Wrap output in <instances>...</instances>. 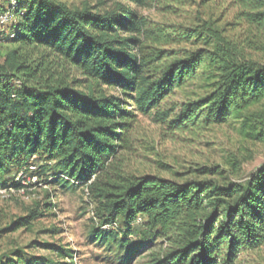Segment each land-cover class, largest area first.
<instances>
[{
	"label": "trees",
	"instance_id": "16d2710c",
	"mask_svg": "<svg viewBox=\"0 0 264 264\" xmlns=\"http://www.w3.org/2000/svg\"><path fill=\"white\" fill-rule=\"evenodd\" d=\"M6 1L0 14L11 16L10 31L1 32L0 43L42 53L26 65L12 51L0 64V189L22 190V181L33 178L82 189L99 221L87 240L117 264H131L158 242L164 249L148 264H236L264 246V165L243 182L221 183L108 172L132 121L152 114L166 121L171 112L161 111V103L196 78L207 94L185 105L174 127L232 119L246 139L264 146V63L225 46L212 30L207 39L197 36L212 50H169L191 37L153 27L133 8L147 0H98L95 8L57 0H29L21 8L17 0ZM234 1L244 9L239 18L264 44V0ZM106 2L111 6L99 9ZM255 49L264 53V45ZM67 69L88 83L84 90L70 85ZM230 166L236 177L239 167ZM37 217L30 210L12 226Z\"/></svg>",
	"mask_w": 264,
	"mask_h": 264
},
{
	"label": "rangeland",
	"instance_id": "374dc122",
	"mask_svg": "<svg viewBox=\"0 0 264 264\" xmlns=\"http://www.w3.org/2000/svg\"><path fill=\"white\" fill-rule=\"evenodd\" d=\"M17 1L24 8L29 0ZM57 1L70 8L81 7L85 2L95 8L98 3V0ZM6 3V0H0V5L5 6ZM106 6H111V3L106 2L99 9ZM133 8L153 27L178 33L183 31L191 37L188 44L174 45L168 47L169 50H212V44L208 46L203 41L198 42L197 38L200 34L207 39L206 35L212 30L221 36L225 46L237 47L247 58L264 63V53L255 49V46L264 45L263 40L245 20L239 18L244 12L239 2L147 0L144 6ZM9 31V26H0V34ZM12 51H16L26 65L36 61L42 53L31 52L11 41L0 43V64ZM65 72L71 86L81 90L86 88L88 83L77 72L72 69ZM102 90L116 95L104 88ZM206 94L204 81L196 78L174 90L161 103V111L171 112L166 121H155L153 114L137 116L127 133L125 146L109 163L108 172L112 174L118 170L124 176H156L177 183L243 182L255 173L264 165V146L246 139L238 122L231 119L222 125L204 126L203 120L199 119L194 124L174 127L173 120L182 108ZM232 164L239 167L236 177L228 173ZM210 170H215V174L212 175ZM18 178L22 180L25 177ZM22 183L26 185L22 190H0V264H117L111 254L87 240L89 227L96 226L99 221L94 215L96 204L82 189H60L56 185L37 183L35 179H26ZM30 210L38 212L34 221L24 227L12 226ZM118 227H121L119 220L115 225ZM161 244L158 242L153 248L143 251L131 264H148L156 253L164 249ZM64 252L67 257L61 256ZM236 264H264V246L240 255Z\"/></svg>",
	"mask_w": 264,
	"mask_h": 264
},
{
	"label": "built area",
	"instance_id": "2783aa9c",
	"mask_svg": "<svg viewBox=\"0 0 264 264\" xmlns=\"http://www.w3.org/2000/svg\"><path fill=\"white\" fill-rule=\"evenodd\" d=\"M11 19V16L9 15L8 12L6 13H3V14H0V26H4V25H7L9 23ZM30 169H34V168H30ZM35 179V178H33ZM36 180V179H35ZM1 190V189H0ZM1 192V191H0Z\"/></svg>",
	"mask_w": 264,
	"mask_h": 264
}]
</instances>
